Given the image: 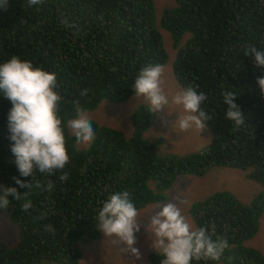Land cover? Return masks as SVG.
Instances as JSON below:
<instances>
[{"label": "trees", "instance_id": "16d2710c", "mask_svg": "<svg viewBox=\"0 0 264 264\" xmlns=\"http://www.w3.org/2000/svg\"><path fill=\"white\" fill-rule=\"evenodd\" d=\"M165 8L159 29L168 32L177 55L172 66L175 84L195 86L208 99L201 108L212 142L186 155L159 154V138L145 136L155 114L141 105L130 116L129 138L120 131L98 125L93 142L79 149L67 127L76 118L74 101L88 112L101 102L121 103L135 95L133 83L142 67L165 65L168 60L155 21L153 0H8L0 9V63L13 55L34 67L56 73L62 96V120L69 162L68 179L34 172L21 177L11 153L8 113L11 102L0 94V185L30 191L32 207L22 211L23 200L9 196L0 210L18 229L13 245L0 240V264H80L82 245L96 241L102 231L96 217L108 197L128 191L138 211L164 202L165 192L179 175L204 176L213 168L237 169L264 186V95L257 83L264 67L245 56V45L264 50V0H174ZM66 19L75 27L61 23ZM189 38L181 45L183 37ZM87 90L85 95L81 92ZM236 94L245 124L234 127L226 117L222 93ZM31 183L20 188L13 178ZM53 183L46 191L47 182ZM264 197L250 205L220 191L194 203L189 214L196 228H206L213 240L227 237L229 247L219 261L193 264H264V251L245 246L259 231ZM51 225L52 230L46 231ZM152 252L148 264H160Z\"/></svg>", "mask_w": 264, "mask_h": 264}, {"label": "clouds", "instance_id": "9594fccd", "mask_svg": "<svg viewBox=\"0 0 264 264\" xmlns=\"http://www.w3.org/2000/svg\"><path fill=\"white\" fill-rule=\"evenodd\" d=\"M42 0H28V5H38ZM8 0H0V9L7 8ZM61 23L68 27L73 24L61 18ZM245 56L254 58L258 67H264V50L254 45H245ZM164 68L160 64H148L138 72L133 91L137 97H142L148 104V111L156 114L169 105L182 106L184 115L175 122L181 132L192 127L200 132L205 128V121L211 119L201 105L208 99L203 92H198L195 86L178 91L169 100L164 94L162 79ZM261 94L264 95V77L257 81ZM59 85L56 73L48 72L40 67H34L29 60H21L13 55L4 63H0V94L11 102L8 113L9 139L13 142L11 153L15 157V165L21 177L33 176L34 172L52 176L59 172V179L66 181L68 172L65 168L69 162L66 150V139L62 120L58 110L62 96L57 91ZM87 90L81 92L85 95ZM236 94L232 91L222 93L223 103L227 105L226 117L234 122V127L245 124L244 116L238 105L234 103ZM76 118L67 121L78 144L90 145L95 138V130L87 112L74 101ZM20 188L31 189V183L13 178ZM53 183L47 182L46 191H51ZM29 192L23 194L16 187L0 185V210L9 207V196L24 203L22 211L32 207ZM140 216L128 191L110 195L103 202L96 220L98 228L105 237L110 238L113 245L119 247L121 253H129L135 260L141 258L135 234L140 231ZM148 228L152 235V248L164 259L160 264H193V261H219L229 247L227 237H217L213 240L206 228L194 229L182 214L177 204L168 202L149 217ZM46 231L52 230L48 225Z\"/></svg>", "mask_w": 264, "mask_h": 264}, {"label": "rangeland", "instance_id": "374dc122", "mask_svg": "<svg viewBox=\"0 0 264 264\" xmlns=\"http://www.w3.org/2000/svg\"><path fill=\"white\" fill-rule=\"evenodd\" d=\"M155 5V21L159 29V21L162 11L165 8L175 6L174 0H153ZM163 45L168 55V60L163 65L164 73L162 85L164 94L169 100L181 89L175 84L172 66L177 55V50L172 45V39L168 32L159 29ZM181 45L189 38L183 37ZM141 105H148L142 97L132 96L121 103H110L103 101L98 108L92 112H87L91 121H95L100 126L116 129L129 138L132 131L130 116ZM184 115L182 106L169 105L165 109L155 114L154 122L150 130L146 133L149 141L162 140L158 147L159 154H174L186 156L207 147L213 140L212 133L205 126L198 132L195 127L185 132H181L176 124V120ZM71 132V130H70ZM88 145L77 144L79 149H85ZM220 191H227L232 194L241 204L250 205L258 196L264 197V186L255 183L246 177V173L237 169L213 168L204 176L179 175L170 189L165 192L164 202L147 206L139 211L138 219L141 222L140 231L135 234L137 243L134 247L139 249L141 258L135 260L129 253H121L119 247L113 245L110 238L105 237L103 232L98 240L82 245L83 257L80 264H148L147 257L150 253L156 252L152 248V235L148 228L149 217L159 207L172 202L180 207L182 214L195 229V225L189 214L192 204L202 202L211 194ZM18 239V229L9 222L6 214L0 213V240L7 245H13ZM246 247L264 251V212L259 221V231L250 241L245 243Z\"/></svg>", "mask_w": 264, "mask_h": 264}]
</instances>
